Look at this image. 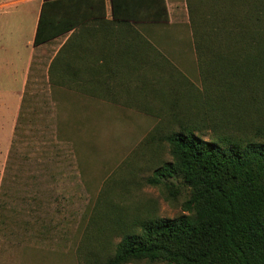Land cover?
I'll list each match as a JSON object with an SVG mask.
<instances>
[{
    "label": "trees",
    "instance_id": "16d2710c",
    "mask_svg": "<svg viewBox=\"0 0 264 264\" xmlns=\"http://www.w3.org/2000/svg\"><path fill=\"white\" fill-rule=\"evenodd\" d=\"M59 1L64 0L45 1L35 46L79 26L47 19L48 7ZM110 2L112 24L127 26L126 43L121 44L126 103L121 106L161 122L152 137L163 139L172 157L155 170L149 183L167 192L182 184L190 196L183 206L186 214L146 219L130 228L106 264H264V0H230L222 9L217 4L208 12L199 9L203 0L202 5H189L203 93L184 90L190 83L182 71L143 35L152 36V31L169 24L166 0ZM118 49V43H110L101 68L108 62L114 67ZM23 107L24 103L18 124L35 125L32 119H22ZM249 112L254 114L252 123ZM57 127L60 135L61 124ZM207 128L211 135H205ZM14 193L4 178L0 232L16 225L22 239L41 237L45 232L38 214L44 204L38 205L32 224L22 220L25 209L30 210L27 200H17L21 211L11 207L18 203Z\"/></svg>",
    "mask_w": 264,
    "mask_h": 264
},
{
    "label": "rangeland",
    "instance_id": "374dc122",
    "mask_svg": "<svg viewBox=\"0 0 264 264\" xmlns=\"http://www.w3.org/2000/svg\"><path fill=\"white\" fill-rule=\"evenodd\" d=\"M203 1L204 6H195L202 5L199 9L204 12L217 4L222 9L230 2ZM172 16L173 23L161 26L157 33L160 50L190 83L184 90L203 93L190 12L188 8L176 10ZM41 79L27 91L22 111V119H32L35 125L18 124L19 116L0 119V191L6 178L15 200L28 201L30 210L25 209L22 220L32 224H36V209L42 202L44 209L37 221L45 233L28 241L18 234L20 226L0 232V264H106L124 233L139 222L186 214L188 188L179 184L167 192L149 183L155 170L172 160L167 143L152 137L161 122L99 101L70 96L64 102ZM253 120L249 112V123ZM57 123L61 124L60 135ZM211 133L205 129L206 136ZM11 207L22 209L19 202ZM13 216L17 223L19 214Z\"/></svg>",
    "mask_w": 264,
    "mask_h": 264
},
{
    "label": "crops",
    "instance_id": "0c3cea01",
    "mask_svg": "<svg viewBox=\"0 0 264 264\" xmlns=\"http://www.w3.org/2000/svg\"><path fill=\"white\" fill-rule=\"evenodd\" d=\"M45 1L0 0V119L3 120L5 116L8 121L17 119L27 91L40 76L46 88L56 90L59 100L64 102L72 96L74 100L124 105L126 96L122 91L127 69L121 65V44L126 43L127 26L112 24L111 0H64L48 7L46 16L50 21L79 23V26L50 42L35 46ZM200 2L166 0L169 23H173V11H187L189 5L194 7L195 3ZM159 32L155 30L152 36L143 35L160 49ZM112 42L119 46L118 51H114L118 61L113 62L112 69L108 65L110 62L103 69L100 65L104 63L106 51ZM54 60V86L51 87L49 71ZM68 65L72 66L69 70Z\"/></svg>",
    "mask_w": 264,
    "mask_h": 264
}]
</instances>
